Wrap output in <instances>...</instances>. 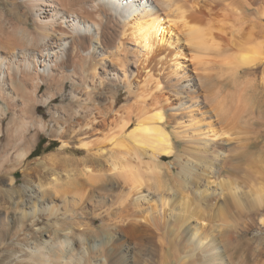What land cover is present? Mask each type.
I'll return each instance as SVG.
<instances>
[{
  "label": "bare ground",
  "instance_id": "1",
  "mask_svg": "<svg viewBox=\"0 0 264 264\" xmlns=\"http://www.w3.org/2000/svg\"><path fill=\"white\" fill-rule=\"evenodd\" d=\"M12 1L22 24L0 13V138L11 132L19 149L16 155L8 151L10 154L0 162V242L6 237H20L29 223L37 226L43 210L51 218L63 211L64 217L74 221L70 226L75 227L63 234L62 240L60 232L67 230L57 224L55 238L48 246L32 249L14 264H162L155 257H163L167 245L179 263L183 258L193 264H216L220 258L212 255L209 246L201 250L212 240L198 227L175 242L162 229L170 225L179 236L191 219L208 221L215 204L201 199L199 205L204 202L205 208H193L186 202L178 210L162 196L155 209L158 211L149 213L141 205L154 194L145 187V175L160 191L165 187V171H171L165 159L175 157L180 166L176 189L184 191L181 195L187 201L191 190L198 197L202 177H216L222 188L219 196L225 195L227 185L220 180L215 165L221 158V147L232 141L233 134L228 128L217 129L216 124L229 118L243 96L238 90L230 96L204 95L202 99L199 91L209 82L204 67H214L217 57L224 58L223 69L235 81L240 69L264 65V0ZM247 18L256 19L246 27L249 30L245 28ZM229 25L230 40L225 36ZM226 40L230 43L225 44ZM182 59L191 61L194 77L188 75ZM68 83L73 103L92 102L93 96H112L108 107L105 111L88 110L85 124L70 127L66 114L72 112L70 118H74L81 113V108L73 104L68 111L65 107L50 109L53 123L36 117L39 107L52 105L67 92ZM121 87L135 98V103L116 109ZM114 113L117 118L114 124L109 122L106 135L91 140L98 131L96 127L107 123ZM51 125V132L62 143V152L39 161L59 158L81 168L86 182L99 185V213L89 224L79 221L85 215L83 200L89 198L85 193L71 200L70 193L57 191L61 208L53 204L39 210V199L34 195L31 200H15L16 195L24 194L16 186V169L23 168L34 151L36 137L29 136L32 132H48ZM179 140L187 146L184 151L179 150ZM73 142H78L79 152L89 155L86 160L65 155ZM106 143L110 146L107 150ZM103 162L110 164V171L104 166L98 174L92 167L97 169ZM8 163L13 171L8 178L9 189L5 190L1 184L7 181L3 173ZM112 178L128 186L121 188L116 199L117 215L110 214L113 206H108L113 202ZM239 192L232 189L228 194L241 210L245 204ZM131 204L133 208H129ZM176 211L190 215L175 216ZM98 221L103 222L104 233L99 239L94 237L98 231L93 227ZM126 238L133 242L127 243ZM96 240L97 245L85 248V241Z\"/></svg>",
  "mask_w": 264,
  "mask_h": 264
},
{
  "label": "rangeland",
  "instance_id": "2",
  "mask_svg": "<svg viewBox=\"0 0 264 264\" xmlns=\"http://www.w3.org/2000/svg\"><path fill=\"white\" fill-rule=\"evenodd\" d=\"M19 10L22 11L23 8H20ZM0 11V13H3L6 18H10L22 24L16 10H14V2L12 0H0ZM231 21L233 24L235 23L232 19ZM246 22L247 24L245 28L251 23L256 22V19L252 20V18H247ZM229 28L226 27L227 33L229 32L228 35H225L227 38L232 36L230 34L231 28ZM246 30L249 29L246 28ZM222 36L223 38L225 37L224 35ZM256 37H260L257 31ZM227 41L228 40L223 42L225 44H229L230 42ZM237 41H239V38H237ZM189 59H182L181 61L186 62L185 66L187 68L185 69L186 72H188V75L194 77L195 72L193 71L194 69ZM223 62L224 58L217 57L214 67H204L206 72L205 74L209 82L206 86H204L203 90H200L199 92L202 99L204 95L230 96L232 94H236L238 90H241L240 96H243V100L241 99L242 102L238 103L237 106H233L231 109L229 118H225L224 121H219V123H217L218 125L216 124L217 129L220 130L222 128H228L231 129V134H233L231 138L232 141L226 145V147H221L222 155L219 159V163L215 165L216 171L220 173V180L227 185L225 195L223 197L219 196L222 188L219 186V182H216V177H212L213 175H211L212 178H210V180L202 177V181L199 186L202 188L198 189L200 191L198 192V197L194 195L192 190L187 192L189 195V201H187L181 195V192L184 193V191L176 189L177 184H175V180L177 181V179L180 178V166L176 162L175 157H167L165 161L171 168V171L166 170L165 175L163 176L165 189H158L160 191H157L155 182L150 179L148 175H145V187H149L155 196L154 194L150 195L145 202H141V205L143 210L149 213H155L158 211H155V209H158L159 199L162 196L166 200L170 199L168 202H172L170 204L176 206L178 210H180V208L182 209L186 202L187 205H191L193 208H205L206 204H204V200H211L213 204H215V207H213L215 210L210 212V219H208V221L200 222V220L197 221L196 218L191 219L190 223L184 225L182 228L183 233H179V236L176 234V230L169 227L170 225H165L164 228L162 227L163 232L165 230V235H167L170 240L175 242L177 239H184L187 232L191 233L195 227H198L199 231H203L202 233H205L209 239L212 240L209 243L206 242L204 246H201V250L204 252L206 247L209 246V249H211L210 252L213 253L212 255H218L220 258L216 264H264V65L251 69H240L235 81L232 77L226 74L225 69H223L225 68V66L222 65ZM46 90L47 89L44 88L43 92ZM65 91L67 92H65L64 95L59 96L52 105L39 107L36 117H43L47 122L51 123L53 119L50 114V109H53L54 107H65L68 111V106L73 104L74 107L81 108V113L77 116H73L74 118H70L72 117V112L67 113L68 115L66 114V118L69 120L68 127L76 126L77 124H85L89 119V116L87 115L88 110L95 111L98 108L105 111L106 107L109 105L108 98L112 97L93 96L94 100L92 99V102L73 103L71 96H69L71 91V85L69 83L67 84ZM134 103L135 98L133 96H129L127 89L121 87L116 109H119L126 104L131 105ZM0 106H3L1 102ZM113 115L114 116L109 117V121L107 123L96 127V130L98 131L93 134L94 136L91 140L102 138L106 135L110 123L114 124V119L117 118L115 113ZM52 125L50 126L48 132H32L29 136L32 137L35 135L36 137L35 143L33 144L34 151L27 160L26 165L23 168L16 169V172L14 171L17 189L22 190L24 193L22 196L23 198L16 195L15 200H31V196L34 195V198L37 197L39 199V203H37L39 210L51 207L53 204H56L61 208L63 204L60 197L61 194L59 195L57 191L62 190L61 192H66L67 194L70 193L69 199L71 200L80 199L83 197L81 194L85 193L84 196L89 198L85 197L83 200V211H85L83 213H85V215L83 217L80 216L79 221H82L83 225H85V223L89 224L91 223V220L95 218V215L99 213L98 210L100 206L97 205V203L102 200L101 195H99L97 191L99 185L89 181L86 182L85 178L87 177L83 176V170H81V168H75L70 163L66 164L60 162L59 158L50 161L48 160L49 162L39 161L62 152V143L58 140V137L51 132ZM5 133L6 134L2 135L0 138V162L3 159L2 157L7 153L10 152L11 155H16L19 149L17 139L14 138L12 133ZM42 140L47 143L39 148V144ZM71 145L72 147L68 150L69 153L65 155L77 160H86L88 158L89 155L86 152H79L78 142H73ZM178 146L181 151H184L187 148L183 140H179ZM104 147L106 150L107 148L109 149V143L104 144ZM12 157L13 156H11V158ZM10 165L11 164L8 163L5 166L3 173L7 178V181L1 184V187L5 190L9 189L8 178L11 177V172L13 171V169H11L12 165ZM104 166L105 171H110V164L107 163L103 166H97V169L94 168L95 166L92 168L98 174H102V168ZM112 180L114 188L113 195L110 198H112L113 202H108V200L105 201L108 202V206H113L110 214L117 215V210L119 209L116 204V199L119 197L118 195L122 190L121 188H128V186H125L119 178H112ZM208 181L212 183L211 186L206 185L208 184ZM173 185H175V187ZM228 186H230L231 189H229ZM232 189L240 191L239 195L241 201L245 204L244 209L239 210L235 207L234 202L231 199V195H229L230 193L228 194V192ZM205 190L207 193L203 194ZM123 191L126 193L127 189H123ZM55 196L59 199L55 200ZM201 199L204 202H201L202 204L199 205L198 200ZM129 203H132V201ZM131 207L133 208L132 204L129 208ZM28 211L30 212V210ZM43 211L44 212L39 213L37 217L39 223L37 226H32L29 223V227L26 228L25 232L22 233L20 237L15 236L12 239L11 237H6L3 240V242L6 243L1 241L3 243L2 244L0 242V258L3 259V264H14L16 261H21V259L26 258V254L32 251V249H43L48 246L49 243L52 242L53 238H55L57 224H61L63 229L67 230L65 232H60L62 240L65 239L63 234L68 232L69 229L75 228L70 226L74 221L70 222L72 219L69 218L68 215V217H64L63 211L59 213L58 217L52 218L48 216V212L45 210ZM178 212L179 211H176L174 215L179 217L184 215V213H186V216L190 215V212L188 213L184 211V213L182 212L183 214L180 212L179 214ZM66 222L69 223L67 224ZM102 224V221H98L96 225L93 226L94 229L98 231L96 233L97 235L94 234L95 238H100L102 236ZM8 239L11 240L9 241ZM124 240H126L129 244L133 242L132 238H126ZM97 241L98 240H96V243L85 241V248L90 244L97 245ZM170 247V245L165 246L164 248L166 251L164 252V256H166L160 258V255H157V257H155L156 260H161L162 264H193L192 261L185 260L183 258L179 263V258L177 259L176 256H174L172 253L173 250L170 249ZM213 248H215V250H213ZM87 250L88 249H86V251ZM207 255H209V253L207 254L205 252L204 256L208 258ZM96 263L98 264V262Z\"/></svg>",
  "mask_w": 264,
  "mask_h": 264
},
{
  "label": "trees",
  "instance_id": "3",
  "mask_svg": "<svg viewBox=\"0 0 264 264\" xmlns=\"http://www.w3.org/2000/svg\"><path fill=\"white\" fill-rule=\"evenodd\" d=\"M46 143H47V142H45L44 140H42V141L40 142V144H39V148L42 147V146H44Z\"/></svg>",
  "mask_w": 264,
  "mask_h": 264
}]
</instances>
